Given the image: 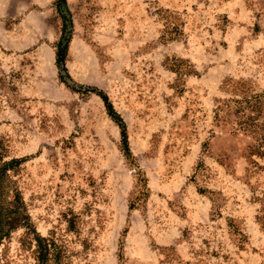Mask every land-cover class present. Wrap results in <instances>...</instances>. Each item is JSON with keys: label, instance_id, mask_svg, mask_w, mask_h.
<instances>
[{"label": "rangeland", "instance_id": "1", "mask_svg": "<svg viewBox=\"0 0 264 264\" xmlns=\"http://www.w3.org/2000/svg\"><path fill=\"white\" fill-rule=\"evenodd\" d=\"M0 6V164L23 158L3 198L21 191L61 264H264V111L232 101L264 95V0ZM31 236L0 264H37Z\"/></svg>", "mask_w": 264, "mask_h": 264}, {"label": "trees", "instance_id": "2", "mask_svg": "<svg viewBox=\"0 0 264 264\" xmlns=\"http://www.w3.org/2000/svg\"><path fill=\"white\" fill-rule=\"evenodd\" d=\"M56 3L59 4L60 9L62 10V5H66L67 0H56ZM68 40L65 38V42L61 41L58 44V50L56 52V64L61 70L67 71L66 68V55L68 50ZM68 77L69 74H68ZM84 87V86H81ZM241 90L244 91L243 98L234 99L232 101L237 102L238 105L235 106L237 110H239V114H245L246 109H242L244 103L247 105L246 108H251L253 111L249 116H245L253 120L252 123H256L258 116H260L264 111V102L261 100L264 95L260 94H249L247 93L248 89L245 86L240 87ZM96 88H85V92H96ZM104 101L107 111L109 115L117 122V124L121 128V134L123 137L124 149L130 154V146L128 141V134L126 130V125L124 123L123 118L118 113V111L114 108L113 103L111 102L109 96L101 92L99 94ZM226 107H230L227 103ZM220 108V106H218ZM229 109V108H228ZM232 109V107H231ZM219 114V113H218ZM230 114V113H229ZM243 121V120H242ZM241 121V122H242ZM240 122V123H241ZM254 132L260 133V128L264 125L254 124ZM240 128H243L240 126ZM248 126L245 125L244 130H247ZM264 140V135L262 137V141ZM23 161V158H12L11 160L0 164V246L3 241L9 237V235L18 228L26 229L27 233L32 235L31 242H35V250H36V259L37 264H49L52 260L53 264H61L62 259V249L59 244L52 238H48L46 236H42L39 232H37L34 227L31 216L29 214L26 202L20 190L13 189V196L11 199L7 200L3 198V191L5 188L9 187L10 176H8L7 172L12 169L14 166H19ZM132 207V206H131ZM1 262V255H0Z\"/></svg>", "mask_w": 264, "mask_h": 264}, {"label": "crops", "instance_id": "3", "mask_svg": "<svg viewBox=\"0 0 264 264\" xmlns=\"http://www.w3.org/2000/svg\"><path fill=\"white\" fill-rule=\"evenodd\" d=\"M11 14V12H10V10H9V8H6V7H4V6H0V17H3V16H8V15H10ZM5 32H6V30H5V28H4V25H3V22H1L0 21V42L5 46V47H9V48H16L17 46H16V44H15V46H10V45H8L5 41H4V36H5Z\"/></svg>", "mask_w": 264, "mask_h": 264}, {"label": "water", "instance_id": "4", "mask_svg": "<svg viewBox=\"0 0 264 264\" xmlns=\"http://www.w3.org/2000/svg\"><path fill=\"white\" fill-rule=\"evenodd\" d=\"M68 82H69L70 84L72 83V81H71V80H69Z\"/></svg>", "mask_w": 264, "mask_h": 264}]
</instances>
